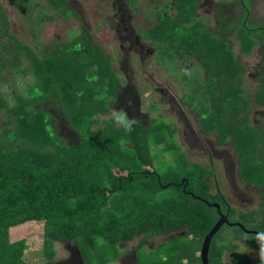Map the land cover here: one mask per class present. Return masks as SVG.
<instances>
[{
  "label": "trees",
  "instance_id": "1",
  "mask_svg": "<svg viewBox=\"0 0 264 264\" xmlns=\"http://www.w3.org/2000/svg\"><path fill=\"white\" fill-rule=\"evenodd\" d=\"M47 1L68 19V27L60 38L42 42L54 17L41 11L29 19L34 47L10 33L0 3V115L5 117L0 132V264H28L27 240L12 241L11 231L34 223L42 226V253L48 261L56 259V243H73L84 264H114L123 256L121 245L140 238L138 264H201L203 241L219 217L205 203L217 202L208 194L207 173L191 167L177 150L172 123L153 118L147 127L111 114L122 84L116 47L109 40L96 41L71 0ZM79 1L92 24L104 21L108 11L98 0ZM201 1L178 0L179 22L161 15L142 23V34L157 51L195 54L207 70L208 85L194 88L185 99L199 100L195 109L207 131L214 130L223 141L232 137L246 149L252 138L242 132L235 138L233 116L246 109L239 102L245 93L237 85L241 72L236 58L205 26L186 25ZM28 3L19 0L25 20L32 12ZM76 22L83 25L73 38ZM245 44L250 54L255 44ZM11 76L21 78L23 90L9 94ZM185 78L190 79L189 72ZM57 119L77 134L78 142L68 143L56 131ZM159 150L174 154L162 158ZM240 177L264 187V171L249 158ZM184 179L185 190L180 186ZM175 234L181 235L148 249L153 239ZM241 237L237 227L222 228L212 241L209 264H226L227 254L235 264H250V257L238 252L235 242Z\"/></svg>",
  "mask_w": 264,
  "mask_h": 264
},
{
  "label": "flooded vegetation",
  "instance_id": "2",
  "mask_svg": "<svg viewBox=\"0 0 264 264\" xmlns=\"http://www.w3.org/2000/svg\"><path fill=\"white\" fill-rule=\"evenodd\" d=\"M126 1L133 12H137L140 24L145 21H157L161 15L166 17L168 14L178 22L182 19V17L178 18L176 8L178 0H153L161 4L153 11V15L148 17L145 12H142L143 9L139 6L138 0ZM98 2L106 7L100 0ZM167 4H169L168 8H166ZM77 11L82 14L80 10ZM186 25H203L214 39L230 46L241 72L236 79L237 85L245 93L239 102L241 101L246 107L239 115L233 116L237 130L235 138L241 132L251 138L258 133L260 138L257 142L252 139L246 149H240L237 141L232 137L223 141V137L214 130L207 131L200 112L195 109L199 100L185 99V96L189 97L192 94L191 91L194 88L208 85L207 70L193 52L188 51L184 55L175 52L173 57L175 68L171 75L182 89V97L171 87L169 89L173 93V100L178 108L179 115L176 117L178 116L185 124L183 133L186 137L187 151L202 155V162H191L187 152L183 150L190 165L201 168L207 173L204 180L209 184L210 199L216 200L214 204H219L221 207V214L217 210L218 220L220 215L227 216L230 224H240L247 232H251H244L237 226H224L237 227L242 231L244 237L235 243L240 248L247 246L255 252L257 260L250 257V264H264V246L262 245L264 243V187L247 184L240 177L243 161H248V158L252 163L262 165L263 169H260L264 171V0H202L196 7L194 20ZM140 33L141 39L144 40L142 30ZM248 40L255 44L250 54L244 51V47H248L245 44ZM156 52L158 56V51ZM219 61L222 65L221 58ZM187 72L190 74V79L185 78ZM205 102L211 104L213 100L205 99ZM238 111L234 110L235 113ZM241 187L251 192H242ZM227 188L242 205L249 204L250 208L245 209L244 206L238 209L233 206L227 196ZM255 193L258 194L259 201L253 198ZM249 194H253L252 198Z\"/></svg>",
  "mask_w": 264,
  "mask_h": 264
},
{
  "label": "rangeland",
  "instance_id": "3",
  "mask_svg": "<svg viewBox=\"0 0 264 264\" xmlns=\"http://www.w3.org/2000/svg\"><path fill=\"white\" fill-rule=\"evenodd\" d=\"M28 1V5L32 8V12H29V14L27 13L26 16L28 19L25 20L19 12V0H0L1 6L9 21L10 33L15 35L22 42L34 47L35 41L30 34V25L32 24L29 22V19L32 20L38 16L41 11H44L52 15L54 20L49 22L51 29H47V31H49L48 35L41 41L45 42L50 37L51 39L60 38V35H63L68 27V23L66 22L68 19L61 15L59 11L52 9L47 0ZM100 1L106 6L108 14L103 22L96 25L91 23L88 12L80 2L76 0L72 1L71 8L81 11L83 14V24L92 30L97 42L103 43L104 40H109L113 43L112 45L116 47V63L119 75L122 77V84L118 87L116 102L111 106V114L125 120L140 121L147 127L150 125L153 118L161 117L165 119L177 128V133L174 136L179 146L177 150L181 151L185 156L186 151L191 162H202V155L199 156L189 150V152L187 151L186 137L183 133L185 124L178 116L176 117V115H179L178 108L176 103H174L173 93L170 91L169 87L180 97H182L183 91L171 75L175 68V63L173 61L174 55L166 53L164 49H162V52L158 51L157 56V50L153 51V45L141 39V21H139L137 17V12H133L126 0ZM138 2L139 6L143 9L142 12H145L146 17L151 16V14L153 15V11L161 4L160 2H153V0H138ZM75 24L76 27L73 31L74 35H72L73 38L80 36V28L83 25L80 22H76ZM34 30L37 31V26ZM161 53L164 54L166 58L162 57ZM3 74L6 75V73ZM9 79L12 85L11 89L7 90L9 94L24 89L25 84L21 83V78L11 76ZM26 82H30V79H26ZM6 88H8L7 85ZM49 109L54 115L58 116V118L61 117V112L58 109H54L52 106H49ZM4 120L5 117L0 115V132L2 131V123ZM57 123L56 131L61 134L68 143L78 142L77 134L73 132L66 123L59 119H57ZM259 138L260 136L258 133L252 137L256 142ZM153 151L154 153L158 152L157 150L155 151V149ZM171 153L174 154L173 152ZM159 154L162 158L164 156L168 159L170 158L168 152L166 154L163 150H159ZM162 160L157 163V166L163 165L164 161ZM254 166L259 169L262 168V165L256 163H254ZM191 167L194 166L191 165ZM240 190L245 193L251 192H247L245 187H241ZM227 191V196L233 206L238 209H242L244 206L245 209L250 208L249 204H247L248 206L246 204L242 205L229 189ZM252 195L253 194H249L251 198ZM253 198L255 201H259L258 194ZM231 233H233V231H231ZM42 234V226L35 223L22 225L11 231L12 241L27 240L28 250L26 252V260L28 264H84L81 260L79 250L73 243H56V259L54 261H48L42 253ZM177 235L181 234L157 237L150 242L148 249H154L160 243L168 239H173ZM139 241L140 238L136 241L121 245L123 256L114 264H138L135 258V252ZM238 252L243 258L253 257L255 261L257 260L255 252L247 246L239 247ZM225 262L226 264H235L231 254L226 255Z\"/></svg>",
  "mask_w": 264,
  "mask_h": 264
},
{
  "label": "water",
  "instance_id": "4",
  "mask_svg": "<svg viewBox=\"0 0 264 264\" xmlns=\"http://www.w3.org/2000/svg\"><path fill=\"white\" fill-rule=\"evenodd\" d=\"M185 184L187 185V180H183L180 184V186H184V190L186 188ZM191 196L193 198H196L195 195L193 194H191ZM196 199H200V198H196ZM205 203L208 204L210 207L217 209L219 213L221 214V207L219 204H209L207 201H205ZM225 225H228L230 227L237 226V227H240L244 232H247L244 229V227H242L240 224H230L227 216L220 215V219L217 221L213 229L209 232V234L205 237L203 241L201 252H200L201 264H209V252H210L212 241ZM247 233H251V232H247ZM262 245L264 246V243H262Z\"/></svg>",
  "mask_w": 264,
  "mask_h": 264
}]
</instances>
